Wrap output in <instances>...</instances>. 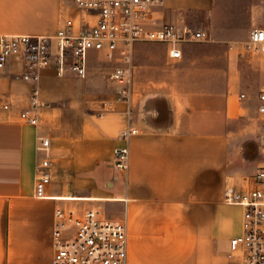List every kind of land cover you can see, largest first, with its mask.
I'll list each match as a JSON object with an SVG mask.
<instances>
[{"label": "crops", "instance_id": "1", "mask_svg": "<svg viewBox=\"0 0 264 264\" xmlns=\"http://www.w3.org/2000/svg\"><path fill=\"white\" fill-rule=\"evenodd\" d=\"M217 3L162 0L158 15L191 27L198 13L215 17ZM78 15L73 0H0V35H52ZM214 22L208 41L221 44L219 55L196 51L183 59V48L181 59L166 50L158 63L133 65L130 101L101 116L85 108L102 83L48 69L39 83L40 122L26 124L20 113L33 85L13 77L21 70L16 60L0 71V264H53L55 240L69 237L88 210L126 224L128 264H244L230 250L243 209L223 193L239 188L232 127L257 114L264 69ZM64 105L78 113L60 115ZM127 125L138 132L129 141L128 172L119 173L113 150L124 145L119 133ZM40 137L49 139L52 161L42 199L35 196Z\"/></svg>", "mask_w": 264, "mask_h": 264}, {"label": "built area", "instance_id": "2", "mask_svg": "<svg viewBox=\"0 0 264 264\" xmlns=\"http://www.w3.org/2000/svg\"><path fill=\"white\" fill-rule=\"evenodd\" d=\"M73 4L79 15L68 17L52 35H0V71L16 60L21 70L13 77L33 85L30 105L21 111L20 119L34 127L40 122L43 106L39 83L44 71L53 69L58 77L85 78L90 51L115 59L117 65L108 79L116 91L112 99L103 102L102 109L108 112L117 102L130 101L136 45L162 43L169 58L177 60L182 58L185 45L210 39L205 30L165 22L158 15L162 0H73ZM243 50L264 69V23L251 28ZM244 98L245 94L239 95L240 100ZM257 114L264 122V87L258 93ZM137 132L130 125L120 130L124 145L113 150V165L119 173L128 172L129 141ZM49 147V139H38L36 151L44 153L35 170V196L40 199L47 197L46 187L51 182ZM261 153L264 157V145ZM252 181L250 188L230 186L223 193L227 204L243 209L241 233L230 240V250L232 255L239 252L244 264H264V165L257 168ZM74 223L69 237L55 240L53 264H128L125 223L103 218L96 210H88Z\"/></svg>", "mask_w": 264, "mask_h": 264}, {"label": "rangeland", "instance_id": "3", "mask_svg": "<svg viewBox=\"0 0 264 264\" xmlns=\"http://www.w3.org/2000/svg\"><path fill=\"white\" fill-rule=\"evenodd\" d=\"M215 17H210L208 14L198 13L188 20V23L193 29H202L211 34V39L214 37L215 20L217 21L219 33H229L231 38L235 41L236 50L243 49L244 43L247 41L249 31L254 24H262L264 22V0H218L215 7ZM214 19V20H213ZM210 29H209V28ZM225 36V35H222ZM219 42L200 41L192 42L184 47V56L186 58L191 52H198L200 55L207 53L219 55L223 50ZM244 52V50H243ZM121 51H118V56ZM166 53L165 45L159 42H144L139 43L133 50L134 66L139 62H147V64L158 63L160 58ZM145 55V56H144ZM89 67L87 75L84 79L90 78L95 82L102 83V88L97 92V96L92 105L86 106L85 110L90 113H97L101 116L104 112L103 102L113 98L115 94V86L108 79L109 73L117 65L115 59L107 60L102 52L90 51L88 54ZM182 59V60H183ZM218 65H223L221 60H218ZM249 71V70H248ZM246 82L248 86L253 84V78L247 73ZM57 112L60 115L71 116L78 111L73 107L64 105L58 107ZM262 117L257 114H249L245 116L238 126L232 127L233 138L235 139L236 147L233 151L238 152L239 148V166L241 169L240 175L234 177V181L239 183V188L247 189L253 184L252 178L258 167L264 165V157L261 153L262 146L264 145V122ZM238 159V153L236 154ZM238 163V160H237ZM238 188V186H234Z\"/></svg>", "mask_w": 264, "mask_h": 264}]
</instances>
